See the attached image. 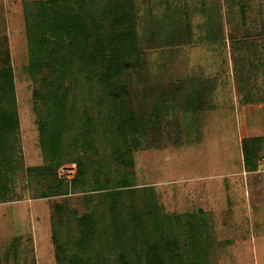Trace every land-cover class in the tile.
Instances as JSON below:
<instances>
[{"label":"rangeland","instance_id":"obj_1","mask_svg":"<svg viewBox=\"0 0 264 264\" xmlns=\"http://www.w3.org/2000/svg\"><path fill=\"white\" fill-rule=\"evenodd\" d=\"M104 1L135 28L114 85L159 92L155 129L132 150L136 185H151L166 212L210 216L215 237L228 241L214 251L216 264H264V154L244 170L240 145L264 135V0ZM4 50L23 165H39L20 0H0V58ZM70 164L71 177H59ZM75 169L64 162L56 177L70 181ZM80 196L0 202V264H55L52 203L81 212Z\"/></svg>","mask_w":264,"mask_h":264},{"label":"trees","instance_id":"obj_2","mask_svg":"<svg viewBox=\"0 0 264 264\" xmlns=\"http://www.w3.org/2000/svg\"><path fill=\"white\" fill-rule=\"evenodd\" d=\"M20 8L41 163L23 165L13 70L4 50L0 202L81 194V212L52 203L55 264H216L214 251L228 241L215 237L210 216L200 208L166 212L151 185L135 183L132 150L155 129L159 92L114 85L122 59L134 49L133 20L111 14L104 0H20ZM240 145L244 170H253L264 154V135L245 136ZM67 161L76 165L70 181L56 177Z\"/></svg>","mask_w":264,"mask_h":264},{"label":"built area","instance_id":"obj_3","mask_svg":"<svg viewBox=\"0 0 264 264\" xmlns=\"http://www.w3.org/2000/svg\"><path fill=\"white\" fill-rule=\"evenodd\" d=\"M264 157V156H263ZM73 165L74 164H70L71 168H66V166H62L59 168L58 173H59V177H66V178H70L72 174H67L68 172L71 173L73 170ZM62 175V176H61Z\"/></svg>","mask_w":264,"mask_h":264}]
</instances>
